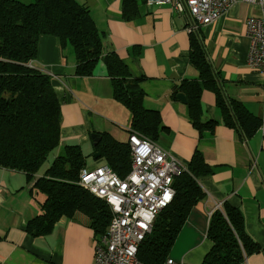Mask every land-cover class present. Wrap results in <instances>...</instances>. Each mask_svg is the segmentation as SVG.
<instances>
[{"label": "crops", "instance_id": "1", "mask_svg": "<svg viewBox=\"0 0 264 264\" xmlns=\"http://www.w3.org/2000/svg\"><path fill=\"white\" fill-rule=\"evenodd\" d=\"M75 1L89 9L103 37L104 56L120 58L130 76L140 80L145 108L160 114L162 127L154 143L187 169L198 153L212 172L198 180L206 199L190 212L170 258L203 263L213 247L207 237V214L215 202H221L242 212L247 233L261 248L244 264H264V76L248 67L246 25L249 17L259 15V8L239 4L214 24L200 27L229 111L226 118L216 95L204 91L201 124L212 125L200 132L188 105L171 98L176 86L200 77L191 61L192 33L186 15L171 5H148L147 0L129 5L125 0ZM36 66L52 77L62 104L59 148L69 144L93 148L91 136L103 133L128 143L131 116L113 99L112 81L103 64L93 77L78 78L72 47L44 35L38 42ZM98 159L87 167L105 165ZM38 177L29 179L24 173L0 168V264H95L98 236L82 214L60 220L46 237L34 238L26 232L28 224L42 214L43 200L33 191Z\"/></svg>", "mask_w": 264, "mask_h": 264}, {"label": "trees", "instance_id": "2", "mask_svg": "<svg viewBox=\"0 0 264 264\" xmlns=\"http://www.w3.org/2000/svg\"><path fill=\"white\" fill-rule=\"evenodd\" d=\"M125 2L129 5L133 0ZM44 35L72 47L77 63L74 74L78 78L93 77L103 64L112 81L113 99L130 113L129 133L157 141L162 127L160 114L145 108L140 80L130 76L120 58L116 54L104 56L103 37L86 6L75 0H34L32 4L0 0V168L24 173L29 179L38 177L48 157L61 145L62 104L52 77L36 66L38 42ZM190 45L199 80L176 86L171 98L176 101L180 94L186 97L194 125L202 132L212 125L201 124L204 91L216 95L226 118L229 111L200 30L191 34ZM99 137L93 156L100 154L98 160L125 178L131 171L129 143L118 142L108 133ZM87 157L80 146L69 144L64 154L37 178L33 191L43 200L42 214L28 224L26 232L30 236H49L60 220L73 219L76 214L88 218L94 235L106 233L112 219L109 207L79 185ZM211 173L197 153L188 172L175 178L172 204L156 218L151 234L139 248L142 264H164L170 258L190 212L206 199L198 180ZM207 237L213 247L202 264H244L246 258L261 251L246 231L242 212L228 204L212 215Z\"/></svg>", "mask_w": 264, "mask_h": 264}, {"label": "built area", "instance_id": "3", "mask_svg": "<svg viewBox=\"0 0 264 264\" xmlns=\"http://www.w3.org/2000/svg\"><path fill=\"white\" fill-rule=\"evenodd\" d=\"M148 5H171L185 14L188 31L212 25L231 8L239 4L258 7L259 15L247 20L249 39L248 67L264 76V0H147ZM262 107L264 110V85ZM131 171L120 178L109 166L86 167L79 185L105 203L112 219L105 234L98 236L95 245V264H142L139 248L162 211L173 202L175 178L188 172L186 166L169 156L148 138L130 131ZM223 203H214L207 214L208 221ZM247 259V258H246ZM245 259V260H246ZM164 264H185L169 258Z\"/></svg>", "mask_w": 264, "mask_h": 264}, {"label": "rangeland", "instance_id": "4", "mask_svg": "<svg viewBox=\"0 0 264 264\" xmlns=\"http://www.w3.org/2000/svg\"><path fill=\"white\" fill-rule=\"evenodd\" d=\"M19 2H21V3H23V4H32V2L34 1V0H18ZM83 100V99H82ZM83 102H84V100H83ZM85 103V102H84ZM121 109V111H123L128 117H129V115H128V112L126 111V110H123L122 108H120ZM83 150V152H84V154L86 155V156H88L87 157V165L89 166V165H91V164H95L96 163V160H94V158H93V156H92V154H93V148L92 147H89V148H83L82 149ZM64 154V149H62V148H59V149H57L54 153H52L49 157H48V159H47V161L44 163V165H43V167H42V169H41V174H45V172L47 171V169L51 166V164L54 162V160H55V157H59V156H61V155H63ZM81 215V214H80ZM86 218V217H85Z\"/></svg>", "mask_w": 264, "mask_h": 264}, {"label": "water", "instance_id": "5", "mask_svg": "<svg viewBox=\"0 0 264 264\" xmlns=\"http://www.w3.org/2000/svg\"><path fill=\"white\" fill-rule=\"evenodd\" d=\"M178 99L181 101V103H183V104H187V100H186V98L184 97V95H179L178 96ZM91 138H92V141L94 142V147L101 141V138L97 135V134H93L92 136H91ZM98 158H100V154H96L95 156H94V159L96 160V159H98Z\"/></svg>", "mask_w": 264, "mask_h": 264}]
</instances>
